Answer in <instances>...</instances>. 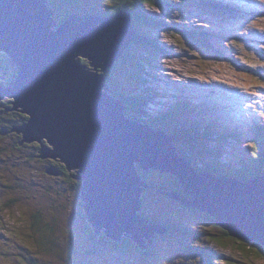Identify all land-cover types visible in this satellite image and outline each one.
<instances>
[{"label": "rangeland", "instance_id": "1", "mask_svg": "<svg viewBox=\"0 0 264 264\" xmlns=\"http://www.w3.org/2000/svg\"><path fill=\"white\" fill-rule=\"evenodd\" d=\"M55 1L58 0L54 3L47 0V7L54 9L53 17L57 21L66 15L68 18L93 15H83L61 3L62 0ZM225 1H234L237 9L243 11L242 15L235 11L240 18L222 10L219 12L218 8H202L206 5L203 0H167L163 7L150 9L154 18L150 20L151 27L144 30L157 45L153 47L145 41L146 46L134 44L130 51L138 48L139 53L156 54L157 59L154 58L152 64L144 65L147 74L150 71L151 75L147 76V82L140 83L122 73H133L131 66L125 69L121 65L113 88L119 93L130 94L136 90L138 93L145 89L149 93L145 106L129 111L130 114L153 119V123L160 118L163 124L177 128L180 135L197 131L189 140L177 137L174 142L180 154L188 155L197 169L210 172L209 169H215L214 161L221 163L216 174H222L225 164H233L240 176L245 173L244 160H250L255 151L259 153L260 147L257 148L254 142L258 136L264 146V132L259 129L264 125V88L260 87L264 84V67H261L264 65V18L253 14L264 9V0H223V7ZM82 5L86 9L96 5L106 9L103 0H96V5L95 1L86 0ZM132 28L134 37L133 20ZM194 30H204L207 34L201 33L211 38V46L195 36ZM132 43L133 38L128 49ZM16 76L17 69L11 82L16 81ZM104 92L112 93L108 86ZM4 102L14 103L15 100L7 97ZM179 104L182 105L176 106ZM175 106L179 109H174ZM0 107L3 111L4 105ZM13 112L14 116L5 120L10 126L24 125L16 118L29 119L27 114ZM1 114L4 115L0 113V134L4 128ZM175 115H182L183 119L172 120ZM139 124L154 130L148 123ZM7 136L0 140V264H209L213 260L221 264H264V256L256 255L264 251L263 246L258 244L253 249L251 246L257 244L255 241L241 244L230 235L217 243L213 237H220L221 229L203 221L205 218L201 214L204 212L179 210V201L155 191L146 197L149 217L159 221L175 220L174 225L191 229V232L175 231L164 238L153 239L156 244L145 261L133 249L126 253L113 250L106 241L110 238L102 235L104 231L97 237V246V242H91L86 234L89 232L87 223L95 232L92 224L82 219L81 214L85 216L86 213L79 203L83 200L75 186L59 175L46 173L50 165H54L52 162L33 158L39 156L37 142L19 145L23 136L19 137L16 132ZM263 163V160L260 164L248 161L246 167L263 171ZM154 176L156 184L163 182L161 177L149 175L150 178ZM35 216L43 217L44 221L39 222L42 232L33 230ZM50 224L55 228L50 229ZM133 246L138 245L133 242ZM250 248L253 251H248ZM205 251L212 256L209 262L202 256Z\"/></svg>", "mask_w": 264, "mask_h": 264}, {"label": "water", "instance_id": "2", "mask_svg": "<svg viewBox=\"0 0 264 264\" xmlns=\"http://www.w3.org/2000/svg\"><path fill=\"white\" fill-rule=\"evenodd\" d=\"M56 24L47 0H0V53L18 71L8 86L0 82V102L14 98L10 111L29 116L11 132L23 136L19 145L39 144L33 158L76 172L95 236L104 231L117 242L129 236L142 251L166 233L141 214L149 186L140 169L175 176L182 193L169 197L208 214L232 238L264 246V176L240 181L199 172L180 155L177 136L128 118L125 104L104 92L102 73L132 42L131 12L72 15ZM46 173L60 175L54 166Z\"/></svg>", "mask_w": 264, "mask_h": 264}, {"label": "trees", "instance_id": "3", "mask_svg": "<svg viewBox=\"0 0 264 264\" xmlns=\"http://www.w3.org/2000/svg\"><path fill=\"white\" fill-rule=\"evenodd\" d=\"M51 1L54 3V0H51ZM58 1H55V2H58ZM82 1H86V0H62L61 3H63L64 5H66L69 8H73V9L80 11L83 15L93 14V15H96L99 17H107V16H116V15H118V13H120L123 10H129L131 12L132 20H133V24H134V30H135V36L133 37V43H132L131 47L125 51L123 58L120 61H118L112 69L110 68L106 73H102L105 77V81H106L105 83L108 86V91L111 89L112 93L110 95L112 97L116 96L117 98L116 97H114V98L116 100L123 102L125 104V106L129 109L128 111H126L127 117L133 119L137 123H142V122L144 124L148 123L151 126V128L154 130H161V131L166 132L167 134L174 135V136H177L179 138H187L188 140L190 138H193L194 134L197 131H191V133L186 134V136L182 135V133L180 135L177 128L170 127L166 124H163V120L160 118H158L156 120V122L153 123L152 122L153 119L147 120V119L141 118L139 116H136L134 113L130 114L129 111L134 112L133 109L136 111L138 108L145 106L144 104L148 101V99L146 98V95H149V93L146 91V89H145V91H140L138 93H136L138 91V90H136L133 92V93H136V95H133V93H130V94L129 93H119V92L115 91L113 88V85H114L113 82H116L115 77L117 76L119 66H121V65L125 69H127L129 66H131L130 68L132 69V72L134 71L133 73H130V74L126 73L125 71L122 72L127 77H129V79L134 78L135 80H138V81L140 80V83L147 82V80H148L147 76L151 75V73L149 71V73L147 74V71H146L144 65L148 66V65L152 64L151 62L154 60V58H155V60L157 59L156 54L149 53V52H144L142 54V53L138 52V50H139L138 48H135L134 52H131L130 50L134 44L145 45V41L150 42L153 47H156L157 41H155V39L152 36H150V34L147 31H145L144 29L151 27L150 26V20L154 18V16L151 13H149L150 9H153V8L159 9L160 7H163L164 3H166L167 0H149V2H145V0H103L104 4H106L105 5L106 9H110V10H106V9L102 10V9L98 8L99 6L96 5V0H90V2L93 3L95 1V5L97 7L91 6L90 9H86L82 5ZM198 1L202 2V0H198ZM203 2H205L206 5L202 8H205V9H211V10L213 9L214 10V9L218 8L217 9L218 11L222 10V11L228 12L230 16H234L237 18H240V16L235 14V11L241 12V15L243 14V11L237 9V6L235 5L234 1H230V2L225 1V7H223V4H224L223 0H203ZM218 4H221L220 8L218 7ZM232 7H233V9H232ZM51 9H52L53 15H55L54 9L53 8H51ZM253 14L257 18H260V19L264 18V9L259 10V11H255V13H253ZM67 19H68V16L66 15V16L62 17V20L60 19L59 21H57L55 19V21L57 23L59 22L58 24L60 25L61 23L66 22ZM201 32L205 33L204 30H201ZM201 32H197L196 30H194L195 36L201 37L202 41L206 45L211 46V44L209 43V42H211L210 41L211 38L208 35L204 36V34ZM172 33H176V32L173 31ZM205 34H207V33H205ZM235 41H236V43L238 42V40H235ZM135 47H137V46H135ZM213 47H210L211 51L214 50L215 47L214 48ZM205 48H207V47H205ZM221 55L223 56L222 52H221ZM155 62L156 61H154V63ZM79 63H81V65L88 66V67L90 65L88 61H86L82 58L79 59ZM130 63H132V64H130ZM133 65H134V67H133ZM14 72H16V67L12 64L10 57H8L4 53H0V82L3 84H9L12 81V76H13ZM143 85H144V83H143ZM139 86H142V85H139ZM212 95H215V94L213 93ZM205 96H206V94H205ZM215 98H216V95H215ZM4 101H2L3 103L0 102V106L4 105V109L1 112L4 115H5V113H7L9 115L14 116V113H10V112H13V111H10L13 103L12 102L11 103L10 102H4ZM180 105H182V104H179L176 106H180ZM176 106L174 109L178 110L179 107H176ZM181 109H182V107H181ZM10 117L11 116H7L6 119H4V121L9 119ZM16 119H17L16 121L19 124H25L26 121L28 120L27 118H25V121H24L22 117L16 118ZM179 119H183V116L182 115H175L172 118V120H179ZM2 124H4V122ZM8 124H5L2 126L4 128L1 131L0 140L7 139L8 136H7V134H5V131L11 132L10 130H11L13 125L10 126ZM216 125H217V123H216ZM217 126L220 127V125H217ZM259 129L264 132V125L262 127H260ZM258 138H260V137L258 136ZM258 138L256 140H254V142L257 145V148H258V146L260 147V148H258L259 153L257 151H255V153L250 156V160H248V161L249 162L253 161L254 163L257 162L258 164H260V163H262V160L264 162V154H263L264 146H263V143H261V140H258ZM220 143L224 144V141H221ZM32 146H34V145H31V147ZM36 150L37 151L39 150V146H36ZM178 150H179V148H178ZM180 155L183 156L185 160L189 161L194 166L193 161L191 159H188V155H186V154H180ZM262 156H263V158H262ZM248 161L244 160L242 168H243V171L245 173L240 175V176H238L239 174L237 172H235L236 169L234 168L233 164H225L226 168L224 169L222 174H216L218 172L216 169L219 167L218 165L221 163H217L214 161H213V163H214L215 169H213V168L209 169L210 172H208L207 170L205 171L204 169H198V170L201 173L202 172L203 173H212L214 175V177H217V178L226 177L227 179H238L240 181L251 180L252 178H255L257 175L264 176V170L263 171L260 169L259 170L258 169L257 170L256 169L248 170V168L246 167V165H248ZM45 162L46 163L52 162L54 165L51 164L50 167H52V166L56 167L59 174H60L59 175L60 178H64L67 182L73 184L75 186V189L77 190V192L80 194V197L82 198V195H81L82 182H78V183L75 182L77 180L74 178L76 172L68 171L66 169V167L63 164H61L60 162H58V163L53 162V161H45ZM262 168L264 169V167H262ZM139 171H140L141 176L143 177V181L146 182L149 186V188L144 190L143 195H142V212H141V214H142V216L147 218L149 221H151L153 224H158V223L160 224L161 223V225L164 226L165 229H167L166 233L163 236L160 234H157L158 237L164 238L165 235L166 236H167V234L170 235L171 232L175 233V231L191 232L190 231L191 229H188V228H184V227L178 228L176 224L174 225L175 220L174 221H171V220L167 221V219H165V221H159L156 218L149 217V214L147 211L148 206H146V197L149 194H151V192H154V191L157 193L159 192V194L164 195L165 197H167L168 193H176V194L182 193V187L180 186V183L177 180V178L173 175L161 173L159 171H150L151 173L141 171L140 169H139ZM149 175H157V176L162 178L163 182L161 184H156L154 182V178H156V177L154 176V177L150 178ZM177 205H178L177 209H179V210H183V211H186L189 213H191V212L192 213H199L197 211L198 209L192 208L191 210H187V207L182 203L181 204L177 203ZM201 215L203 218H205L203 221H208V223H211L210 225L216 226L215 223L213 222V219L209 215L204 214V213ZM81 216H82V219L84 221H88L86 214L84 216V213H82ZM40 221H44L42 216H35L34 217L33 222H32L33 223L32 227H33V230L35 232H36V230H38L39 232H42V230L40 229L41 227L39 226ZM48 227L50 229L55 228L54 225H52V224H50ZM86 227L89 229V232H86V234H89L90 239L92 240L91 242H94V241L97 242V246H98L99 241L97 240V237H95V234L92 232V229L90 230L88 223L86 224ZM216 227H218V226H216ZM181 230H183V231H181ZM29 234H32V233H29ZM220 234H221L220 237L216 236V237H213V239L221 242V238L225 239L226 237L227 238L230 237L229 234L226 231H224L223 229L220 230ZM209 236L211 237V235H209ZM101 240H104V239L101 238ZM106 241L108 243H110L109 245L116 252L126 253V252L133 249L135 252H137L138 255L140 253V256L142 257L143 261L146 260L145 255H148L150 249L153 250V247H154V246L152 247V245H151L148 247L147 251L142 252V251H140V248L138 246L137 247L133 246V243H131L127 239H124V237L120 242H116V241H113L111 239H110V241L109 240H106ZM234 241H238L241 244H249L248 241H243V240H239V239H235ZM41 244L44 245V242H42ZM256 245H258V244L253 243V246H251V248L254 247L253 249H255ZM44 248H45V246H44ZM263 248H264V246H263ZM262 250H264V249H262ZM259 254H260V256H264V251H262ZM202 256L204 259L207 258L208 262L210 261V258H212V256L206 251L202 254ZM89 257H92V256L89 255ZM209 264H221V262L218 260H213V261H210Z\"/></svg>", "mask_w": 264, "mask_h": 264}, {"label": "flooded vegetation", "instance_id": "4", "mask_svg": "<svg viewBox=\"0 0 264 264\" xmlns=\"http://www.w3.org/2000/svg\"><path fill=\"white\" fill-rule=\"evenodd\" d=\"M6 101V100H5ZM0 113H1V111H0ZM10 113H14V112H10ZM2 115V114H1ZM3 116V122H4V125L5 124H8V123H10V122H6L5 123V121H4V119H6V117L7 116H11L12 117V115H9V114H7V113H5V115H2ZM5 133L7 134V135H9V134H11V133H9L8 131H5ZM20 137V136H19ZM42 161H51V160H42ZM53 162H55V161H53ZM56 163H58V162H56ZM76 183H78V182H81L80 180H76L75 181ZM81 201H82V198H81ZM177 202V201H176ZM80 204H81V206H82V208L84 207V203H83V201L82 202H79ZM178 204H181V203H179V202H177ZM85 208V207H84ZM192 208H187V210H191ZM194 209V208H193ZM89 225V224H88ZM88 229V228H87ZM89 235V234H88ZM102 235L103 236H105V237H107L106 236V234H105V232H102ZM97 236V235H96ZM158 237V235H155V237H154V239H156ZM124 239H127L128 241H130L131 243H133V241L131 240V238L129 237V236H125L124 237ZM156 244V242H154V240H153V244H152V247L154 246ZM149 246H151V245H148V247ZM153 249H154V247H153ZM153 250H151L150 249V251H149V253H148V255H145L146 257L145 258H147V256H149L150 255V253L152 252Z\"/></svg>", "mask_w": 264, "mask_h": 264}, {"label": "snow or ice", "instance_id": "5", "mask_svg": "<svg viewBox=\"0 0 264 264\" xmlns=\"http://www.w3.org/2000/svg\"><path fill=\"white\" fill-rule=\"evenodd\" d=\"M145 2H149V0H145ZM246 63H247V61H246ZM261 67H264V65H261ZM260 87L264 88V84H260ZM216 242L219 243V241H216ZM242 250H243V248H242ZM248 251H253V250L252 249H248ZM256 255H259V253H256Z\"/></svg>", "mask_w": 264, "mask_h": 264}, {"label": "bare ground", "instance_id": "6", "mask_svg": "<svg viewBox=\"0 0 264 264\" xmlns=\"http://www.w3.org/2000/svg\"><path fill=\"white\" fill-rule=\"evenodd\" d=\"M16 78H17V77H16ZM16 78H15V79H16Z\"/></svg>", "mask_w": 264, "mask_h": 264}, {"label": "clouds", "instance_id": "7", "mask_svg": "<svg viewBox=\"0 0 264 264\" xmlns=\"http://www.w3.org/2000/svg\"><path fill=\"white\" fill-rule=\"evenodd\" d=\"M253 179V178H252ZM157 235V234H156Z\"/></svg>", "mask_w": 264, "mask_h": 264}]
</instances>
